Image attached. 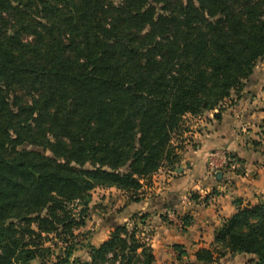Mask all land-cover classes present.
I'll list each match as a JSON object with an SVG mask.
<instances>
[{"label":"trees","instance_id":"obj_1","mask_svg":"<svg viewBox=\"0 0 264 264\" xmlns=\"http://www.w3.org/2000/svg\"><path fill=\"white\" fill-rule=\"evenodd\" d=\"M262 59L264 0H0V264H154L137 223L80 239L93 192L141 203L186 117L220 120ZM234 204L195 263L264 264V201Z\"/></svg>","mask_w":264,"mask_h":264},{"label":"crops","instance_id":"obj_2","mask_svg":"<svg viewBox=\"0 0 264 264\" xmlns=\"http://www.w3.org/2000/svg\"><path fill=\"white\" fill-rule=\"evenodd\" d=\"M258 71L261 70L256 67L254 75L245 82L240 98L233 95L224 103L220 120L215 118L217 111L186 117L191 121L198 119V126L191 127L193 131L187 130L181 139L184 153L176 169L177 175L168 168L161 169L153 176L151 184L144 187V199L139 204H128L123 197L124 215L129 218L135 214L141 218L148 216L143 224L140 220L135 223L141 238L153 250L154 264H197L195 254L201 249L211 250L216 231L236 214V200L241 199L244 204L264 201V155L260 148L252 145L257 125L264 131V72L260 76ZM224 161L229 162L228 168ZM219 172L223 173L222 180H214L213 175ZM190 192L198 196L213 194L207 204L197 205L189 198ZM94 204L105 209L108 201ZM166 211L189 213L193 219L191 226L183 231L169 217L165 221ZM91 219L88 222L91 223ZM109 226L101 227L105 233L99 235L102 238L96 243L107 240L119 224ZM177 245L188 254L184 261L178 262V253L174 250Z\"/></svg>","mask_w":264,"mask_h":264},{"label":"rangeland","instance_id":"obj_3","mask_svg":"<svg viewBox=\"0 0 264 264\" xmlns=\"http://www.w3.org/2000/svg\"><path fill=\"white\" fill-rule=\"evenodd\" d=\"M258 71L257 73L259 74V72H261L259 75L262 76V73L264 72V61H261V63H259V65L257 66ZM228 101V100H227ZM264 101V100H262ZM264 103V102H263ZM264 106V105H263ZM188 118V117H187ZM185 119L184 122V126H183V134L182 136H178L175 137V141H174V146H178V154L181 157L184 153V147L182 144H184L182 142L181 139L183 138V135L185 134V132L187 130L193 131V129L191 130V127H196L198 126V119H195L193 121H191L190 119ZM197 121V122H196ZM262 128V127H261ZM261 128L258 129V125L257 127L253 130L254 134L252 135L253 138H255V141H253L252 145L255 148H260V153L264 155V131L260 130ZM186 141V140H185ZM251 144V143H250ZM228 163V161H225ZM215 167V165H214ZM169 169L171 172H173V175H177L176 171L171 170L168 165H165L164 167H162L161 169ZM160 169V170H161ZM213 179L216 180V176H213ZM191 194H195L194 192H190V196L189 198L191 199ZM212 192L210 195L208 196H212ZM145 195V193L143 194ZM143 195H141L143 197ZM207 197V195H200V198L202 197ZM93 199H92V204L90 206V210H92L91 208L96 204H99L101 201L104 202L105 200L108 201V204L105 206L104 208H100V206H94V210L92 215H90V217H92L93 219H91V223L88 222L86 228H81L79 231L76 232V234H80V236L82 235V238H80L82 241L86 240L85 242H92L93 244H96V240H100L99 235L104 234L105 230H101L102 226L103 227H110L109 225L112 224H119V225H128L129 227H132V225L135 222H139V214H135L132 217H128L127 214L124 215V204L122 200L123 197H125V202H127L128 198L127 196H123L121 192H119V190H103V189H97L96 191L93 192L92 195ZM205 197L203 199H199L198 202H196L197 205L203 203L207 204L204 201ZM194 202V201H193ZM251 205H256L253 203H249ZM93 205V206H92ZM104 205V204H103ZM102 205V206H103ZM110 218V219H109ZM134 222V223H133ZM110 235V234H109ZM51 238V242L48 244V246L52 247L55 250V253L59 256H61L63 254V247L64 245L60 242L57 241L56 239ZM57 244V247L55 246ZM56 247V248H55ZM213 248V247H212ZM78 256H81L83 259H86L87 256L85 254V251L81 250L77 252ZM246 260L247 257H242V256H232V255H227L225 259L220 260L219 263L217 264H246ZM39 264V263H37Z\"/></svg>","mask_w":264,"mask_h":264},{"label":"built area","instance_id":"obj_4","mask_svg":"<svg viewBox=\"0 0 264 264\" xmlns=\"http://www.w3.org/2000/svg\"><path fill=\"white\" fill-rule=\"evenodd\" d=\"M224 165H227V162L224 161ZM214 167V165L212 166ZM214 176V175H213ZM165 215L167 217H169V219H171L172 221H174L180 228H182V221L181 219L177 218L174 213H172L171 211H166L164 212Z\"/></svg>","mask_w":264,"mask_h":264},{"label":"water","instance_id":"obj_5","mask_svg":"<svg viewBox=\"0 0 264 264\" xmlns=\"http://www.w3.org/2000/svg\"><path fill=\"white\" fill-rule=\"evenodd\" d=\"M222 178H223V173L222 172H219V173L216 174V180L217 181H221Z\"/></svg>","mask_w":264,"mask_h":264}]
</instances>
